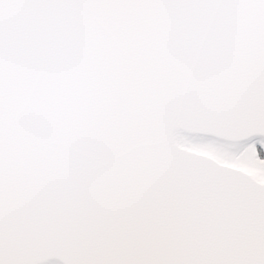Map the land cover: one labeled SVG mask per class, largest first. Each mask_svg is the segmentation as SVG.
Listing matches in <instances>:
<instances>
[{"label": "snow or ice", "instance_id": "6c2138e0", "mask_svg": "<svg viewBox=\"0 0 264 264\" xmlns=\"http://www.w3.org/2000/svg\"><path fill=\"white\" fill-rule=\"evenodd\" d=\"M0 264H264V0H0Z\"/></svg>", "mask_w": 264, "mask_h": 264}]
</instances>
